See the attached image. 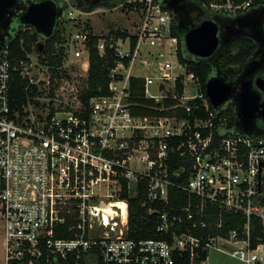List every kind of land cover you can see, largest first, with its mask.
<instances>
[{
    "label": "built area",
    "instance_id": "built-area-1",
    "mask_svg": "<svg viewBox=\"0 0 264 264\" xmlns=\"http://www.w3.org/2000/svg\"><path fill=\"white\" fill-rule=\"evenodd\" d=\"M170 1L199 25L264 8V0ZM166 2L126 1L134 30L100 36V54L109 44L116 60L107 93L92 97L82 114L56 106L75 101L49 96L50 68L40 60V68L28 61L12 66L5 45L2 264H207L211 251L264 264V133L240 132L226 114L231 104L214 108L179 62L175 15ZM88 35L67 53L61 74L78 75L72 57L89 62ZM144 46L157 49L143 54ZM138 62L157 63L156 75L135 73ZM75 69L84 71L80 76L89 71ZM14 73L28 81L24 103L11 96ZM173 190L187 202L172 206ZM143 195L146 215L158 217L156 238L130 236L128 200Z\"/></svg>",
    "mask_w": 264,
    "mask_h": 264
},
{
    "label": "trees",
    "instance_id": "trees-1",
    "mask_svg": "<svg viewBox=\"0 0 264 264\" xmlns=\"http://www.w3.org/2000/svg\"><path fill=\"white\" fill-rule=\"evenodd\" d=\"M127 0H112L107 3L101 2L97 6L116 7L120 3L125 4ZM23 8L26 4L21 5ZM78 6V5H76ZM84 11H94V8H88L78 6ZM133 6L125 4L123 9ZM193 25L199 24L192 22ZM191 24V25H192ZM110 34H116L117 36L125 37L127 32L118 30L117 33L111 31ZM173 35L179 40V62L186 66L189 74H193L199 81L202 90L206 91V85L208 80L214 74L213 66L202 60H196L190 55L184 48L183 35L178 32L176 23L173 27ZM101 39L91 32L87 37V48L89 50V71L84 76L61 74L58 70L62 68L63 62L66 56V50L64 44L66 43L60 30H55L54 34L50 38H44L38 32L27 29L26 27H16L14 29L12 40L9 41V59L12 66H20L21 61H28V54L38 52L40 55V62L42 65L50 68L51 80L49 85V96L52 98L60 99L63 101H75V104H56L58 108L72 109L75 112H83L87 109L89 100L92 97H96L101 94H106L109 85V74L111 68L114 67L116 57L113 51L106 45L105 54L101 55L98 50V42ZM136 42V41H134ZM247 39H241L236 42L238 48L237 54H230L227 57V63H233L241 65L249 56L251 51L250 45L247 43ZM14 82L12 84V98L24 103L25 101V89L28 85V81L23 79L19 73H14ZM227 79V78H226ZM136 81H133V88L135 89ZM226 114L230 116V122L232 125L236 124V116L232 106L230 105ZM171 198V205L176 207L187 202V196L178 190H173ZM174 195H178L179 198L175 199ZM130 207V225L132 231L130 236L136 239L156 238L158 233L156 232L158 220L157 215L148 217L146 210L143 208V202L145 201L144 195L139 199H129ZM189 264V263H185Z\"/></svg>",
    "mask_w": 264,
    "mask_h": 264
},
{
    "label": "water",
    "instance_id": "water-1",
    "mask_svg": "<svg viewBox=\"0 0 264 264\" xmlns=\"http://www.w3.org/2000/svg\"><path fill=\"white\" fill-rule=\"evenodd\" d=\"M0 0V53L12 40L16 27H28L44 38H50L61 19L65 16V7L53 0L39 2L27 0ZM166 7L173 11L178 32L183 35L185 50L196 60L210 64L222 44L232 46L236 39L245 36V29L253 28L252 38L264 39V9H257L245 16L223 22L221 19L206 20L195 26L189 14L182 12L176 2L167 0ZM192 24V25H191ZM214 74L206 85L207 95L214 108L232 103L236 112V127L245 134L260 135L262 130L251 128L258 110V97L252 91L250 82H241L236 91L237 80L226 79L220 68L213 66Z\"/></svg>",
    "mask_w": 264,
    "mask_h": 264
},
{
    "label": "rangeland",
    "instance_id": "rangeland-1",
    "mask_svg": "<svg viewBox=\"0 0 264 264\" xmlns=\"http://www.w3.org/2000/svg\"><path fill=\"white\" fill-rule=\"evenodd\" d=\"M34 2H39L42 0H29ZM63 7H65V16L61 19L58 24L56 30H60L63 37L66 40L64 44L66 55L70 51H72V47L75 49L81 46V39L86 36L87 33L91 32L97 36L107 35L111 31H133L134 30V22H136V16L134 14H130L127 9H123L124 4L120 3L116 7H106L101 6L98 7L97 4H94L88 8H94V11L88 12L80 9L78 6L72 3L73 0H53ZM79 34L78 37H76ZM75 37V38H74ZM81 39H78L80 38ZM73 42V43H72ZM156 47H142V53L146 54L149 51H156ZM87 56V53H84ZM32 59L29 60V64L39 63L40 55L38 52H33L31 55ZM168 56V55H167ZM66 57V56H65ZM34 58V59H33ZM170 58V55H169ZM166 58H160L161 61H164ZM65 61V60H64ZM70 61V60H68ZM41 63V62H40ZM67 63V61H66ZM81 62L78 61L75 57H72L69 65L70 68H74L72 72L80 74H85L84 71L77 70L75 68H81ZM42 65V63H41ZM34 68H40L38 65ZM45 68V66H44ZM139 70H136L135 73L143 74L145 76H154L156 75V68H158L157 63H151L148 66H142L138 62ZM150 85V90L153 92L155 90V83ZM3 256L0 255V260ZM0 264L2 262L0 261ZM207 264H243L237 259H233L227 255H223L216 251H211L208 255Z\"/></svg>",
    "mask_w": 264,
    "mask_h": 264
},
{
    "label": "flooded vegetation",
    "instance_id": "flooded-vegetation-1",
    "mask_svg": "<svg viewBox=\"0 0 264 264\" xmlns=\"http://www.w3.org/2000/svg\"><path fill=\"white\" fill-rule=\"evenodd\" d=\"M26 1L27 0H24V2L20 4V9L23 8L21 5H27ZM109 1L112 0H73L72 3L78 6L90 7L94 4H98L101 2L107 3ZM221 20L223 22L228 21L226 19ZM245 32V36L236 39L233 42L232 46L226 45L225 43L222 44L218 52L214 55L211 61V65L216 68H220L225 78L229 80L239 79V83L235 86L236 91H239L241 87V82H250L252 91L256 94L259 99L258 110L255 113L256 117L254 119V124L250 127L256 130L264 131V39H260L256 42V40L252 38L253 28L245 29ZM241 39L248 40L247 43L250 45L251 48L249 56L243 63H241V65L233 63L228 64L227 57L230 54L234 55L238 53L236 42ZM230 104L236 116L235 109L232 103Z\"/></svg>",
    "mask_w": 264,
    "mask_h": 264
},
{
    "label": "bare ground",
    "instance_id": "bare-ground-1",
    "mask_svg": "<svg viewBox=\"0 0 264 264\" xmlns=\"http://www.w3.org/2000/svg\"><path fill=\"white\" fill-rule=\"evenodd\" d=\"M119 206H120V208H122L124 210V213L126 214V209H127L126 204L120 203Z\"/></svg>",
    "mask_w": 264,
    "mask_h": 264
},
{
    "label": "crops",
    "instance_id": "crops-1",
    "mask_svg": "<svg viewBox=\"0 0 264 264\" xmlns=\"http://www.w3.org/2000/svg\"><path fill=\"white\" fill-rule=\"evenodd\" d=\"M81 63V68H89L90 62H87L86 64L83 65V62L80 61ZM83 65V66H82Z\"/></svg>",
    "mask_w": 264,
    "mask_h": 264
}]
</instances>
